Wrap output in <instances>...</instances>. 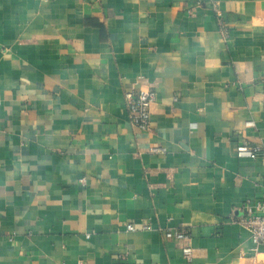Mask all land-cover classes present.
I'll use <instances>...</instances> for the list:
<instances>
[{"label": "crops", "instance_id": "obj_1", "mask_svg": "<svg viewBox=\"0 0 264 264\" xmlns=\"http://www.w3.org/2000/svg\"><path fill=\"white\" fill-rule=\"evenodd\" d=\"M242 140L264 144V0H0V264H258Z\"/></svg>", "mask_w": 264, "mask_h": 264}, {"label": "built area", "instance_id": "obj_2", "mask_svg": "<svg viewBox=\"0 0 264 264\" xmlns=\"http://www.w3.org/2000/svg\"><path fill=\"white\" fill-rule=\"evenodd\" d=\"M225 27H223V30ZM125 101L128 109L130 121L138 129L146 131L150 124V108L155 100V91L150 88H141L125 92ZM246 126L252 125L251 121L245 122ZM153 151L162 150L152 148ZM235 155L238 158L255 159L264 157V144H249L246 141H240L235 147ZM263 205L256 204L255 209L261 210ZM245 213L239 223L249 232L251 241L255 244L256 250L264 253V210L262 213L254 212L253 206L248 202L244 206ZM127 229H132L131 224L126 225ZM166 237L184 240L187 234L182 231L169 229L165 232ZM186 257L190 258L191 250L189 246L183 247Z\"/></svg>", "mask_w": 264, "mask_h": 264}, {"label": "rangeland", "instance_id": "obj_3", "mask_svg": "<svg viewBox=\"0 0 264 264\" xmlns=\"http://www.w3.org/2000/svg\"><path fill=\"white\" fill-rule=\"evenodd\" d=\"M258 264H264V256L261 257L260 262L258 261Z\"/></svg>", "mask_w": 264, "mask_h": 264}]
</instances>
